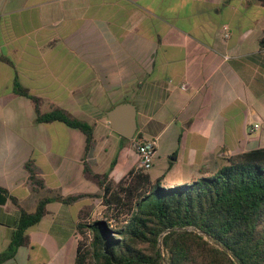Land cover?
Instances as JSON below:
<instances>
[{
  "label": "crops",
  "instance_id": "0c3cea01",
  "mask_svg": "<svg viewBox=\"0 0 264 264\" xmlns=\"http://www.w3.org/2000/svg\"><path fill=\"white\" fill-rule=\"evenodd\" d=\"M263 36L258 0H0V186L29 212L52 198L26 231L32 243L0 264H75L80 215L97 218L100 197L68 204L58 195L101 191L86 164L115 181L136 168L135 138L106 115L120 102L137 106L135 136L156 139L157 152L166 147L167 172L154 174L155 161L149 173L170 185L182 181L177 166L215 172L229 156L263 147ZM16 81L39 97L43 113L59 107L93 125L89 152L82 130L36 121V104ZM255 122L260 129L249 133ZM28 161L44 179L38 192ZM19 216L10 199L0 203V253Z\"/></svg>",
  "mask_w": 264,
  "mask_h": 264
},
{
  "label": "trees",
  "instance_id": "16d2710c",
  "mask_svg": "<svg viewBox=\"0 0 264 264\" xmlns=\"http://www.w3.org/2000/svg\"><path fill=\"white\" fill-rule=\"evenodd\" d=\"M260 44L264 47V36ZM15 90L34 100L36 121H61L82 130L85 154L89 152L95 141L93 125L59 107L43 113L38 96L18 81ZM134 138L135 143L144 139L140 134ZM26 168L33 190L44 188L31 161ZM84 173L98 184L99 193L58 195L68 204L100 197L104 206L101 218L90 219L85 211L80 215L75 264H264V146L229 156L215 174L174 186H165L164 177L152 179L137 166L119 181L87 164ZM7 199L18 206L20 216L0 262L32 243L26 231L48 213L52 198H40L29 212L0 186V203ZM87 232L92 234L90 242Z\"/></svg>",
  "mask_w": 264,
  "mask_h": 264
},
{
  "label": "rangeland",
  "instance_id": "374dc122",
  "mask_svg": "<svg viewBox=\"0 0 264 264\" xmlns=\"http://www.w3.org/2000/svg\"><path fill=\"white\" fill-rule=\"evenodd\" d=\"M233 114V112H232ZM236 123H234V126L235 128L238 127V122L240 121V118L237 117L235 119ZM233 134V133H231ZM167 149L165 146L159 148L158 152H157V156H156V166L155 168L153 169V173L154 174H157V173H161V172H167V170H164L163 168V164L166 162V158H167V155H166V152ZM209 170H205L204 171H199V170H188L186 171V168H183V167H179L177 166L175 168L174 171L177 172L178 175L181 176V179L182 181L181 182H178V183H175L173 185H170V183H168V180L166 178H164L163 180V184L165 186H174V185H178V184H182V183H192L193 181L195 180H198L200 179L201 177H205V176H209V175H212V174H215L217 171L214 172V168H208ZM220 169V168H219ZM218 169V170H219ZM206 171V172H205ZM44 195H49V193H46L45 191H43V196ZM97 207H98V210L101 211L100 214L96 215L97 218H101L102 217V212L104 210V206L102 205V202H101V198H99V200L97 201ZM70 234H68L69 236ZM74 242V238L72 237L70 240H67V249L71 247V245L73 244Z\"/></svg>",
  "mask_w": 264,
  "mask_h": 264
},
{
  "label": "water",
  "instance_id": "95a60500",
  "mask_svg": "<svg viewBox=\"0 0 264 264\" xmlns=\"http://www.w3.org/2000/svg\"><path fill=\"white\" fill-rule=\"evenodd\" d=\"M111 127L127 138H134L138 129L137 106L131 101L116 104L106 113Z\"/></svg>",
  "mask_w": 264,
  "mask_h": 264
},
{
  "label": "built area",
  "instance_id": "2783aa9c",
  "mask_svg": "<svg viewBox=\"0 0 264 264\" xmlns=\"http://www.w3.org/2000/svg\"><path fill=\"white\" fill-rule=\"evenodd\" d=\"M224 31H225V36H229V26L226 24L224 25ZM188 84L184 83L182 85L183 89H186ZM261 127L260 122H255L251 124L248 127V132L253 133L259 130ZM134 147L136 148L138 155H139V163L137 165L138 169H143L144 171H149L153 168L156 155H157V141L154 138L151 139H143L142 141L137 143H134ZM88 236V242L91 241L92 239V234L91 232H87Z\"/></svg>",
  "mask_w": 264,
  "mask_h": 264
}]
</instances>
